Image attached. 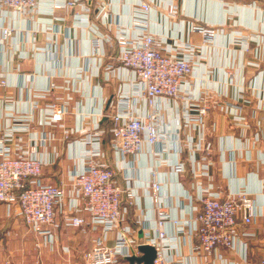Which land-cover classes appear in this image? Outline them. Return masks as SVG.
Listing matches in <instances>:
<instances>
[{"label":"built area","instance_id":"obj_1","mask_svg":"<svg viewBox=\"0 0 264 264\" xmlns=\"http://www.w3.org/2000/svg\"><path fill=\"white\" fill-rule=\"evenodd\" d=\"M84 1L90 4L82 3V0H0V52L5 53L11 45V56H14L10 67L17 71L13 73L10 67L6 70L4 65L0 66V91H4L0 95V202L9 211L16 206L14 215L22 219L27 230L36 236L34 247L39 250L42 246L54 247L57 209L64 206L68 199L70 213L65 215L64 225L95 233L92 247L81 255L83 264H131L130 257L142 255L140 245L154 247L153 264H186V260L176 253L185 236L196 239L190 246L194 264H210L219 248L234 249L237 243L240 244L241 256L247 259L249 242L255 235L246 227L263 212L246 190L237 189L223 194L212 183L208 169L213 143L207 136L204 122L209 111L216 108L230 116L237 125L245 127L247 119L242 113L243 107L237 103L209 101L207 96H194L183 88L186 78L194 71L195 48L177 42L164 52L160 41L150 31L146 14L150 4L147 1L139 3L138 12L132 17L131 26L135 34H130L124 27L115 28L117 52L109 58L118 65L105 61L98 66L103 69L106 79L115 69H128L132 73V86L119 90L115 101L111 99L108 104L110 110L91 113V123H84L83 115L79 120L76 118L72 127L66 126L65 119L72 100L68 93L61 100L43 104L40 101L51 95L55 88L69 89L70 80L66 79L63 85H58L50 80L55 77L52 74L42 86L36 84L34 75L19 74V64L13 62L26 58L27 52L17 42L19 30L10 19L16 16L23 20L32 19L39 12L40 3H50V10L44 12L45 15H52L59 8L74 9L71 13L73 21L77 25L88 24L90 5L96 1L95 17L103 21L108 8L107 0ZM49 28L53 33L59 32L54 25L46 24L45 29ZM191 31H199L207 37L215 33L212 28L194 23L191 24ZM34 32L33 28L28 31L30 43L34 41ZM106 38H94L91 45L98 47L102 39L108 41ZM227 75L231 77L233 73L228 71ZM81 77L79 72L73 80L79 81ZM11 87L27 93L26 98L15 100L8 93ZM244 90L241 89V92ZM161 99L180 105L176 107V121L171 132L160 125L163 122ZM138 100L144 105L143 112L134 114L133 105ZM18 103L25 108H16ZM103 117L111 122L109 148L116 159L137 156L145 145L154 146L160 142L175 151L178 157L172 165L173 172L179 175L188 171L191 176L190 188L185 190V196L191 203L193 218L178 219L164 209L161 181L152 169L144 187L151 199L154 215L152 220L145 218L140 223L143 238H136V230L129 224L127 214L129 205L136 202L138 195L128 179L125 186L119 184L115 170L105 159L104 129L101 128ZM57 131L61 134L57 135ZM79 134L81 138L69 140ZM252 138L259 141V128ZM236 140L243 146L246 141L243 135ZM55 141H67L66 144L74 150L73 157L79 143L83 147L77 153L82 161L81 169L71 172L66 185L43 183L41 180L43 166L53 163L59 155L57 149L48 154L42 151ZM202 178H206L208 183L203 184ZM194 201L198 204L192 205ZM168 222L174 227L173 233L166 230ZM217 257L222 258L220 254ZM132 264L143 262L134 261ZM261 264H264V259Z\"/></svg>","mask_w":264,"mask_h":264},{"label":"crops","instance_id":"obj_2","mask_svg":"<svg viewBox=\"0 0 264 264\" xmlns=\"http://www.w3.org/2000/svg\"><path fill=\"white\" fill-rule=\"evenodd\" d=\"M141 1L107 0L108 8L103 21L95 17L96 1H93L88 24L83 25H77L73 21L71 13L74 9L59 8L52 15H45L44 12L50 10V3H40L39 12L32 19L23 20L17 16L10 19L19 30L17 42L27 52L26 58L15 59L13 62L19 64V74L34 75L36 84L42 86L52 74L55 77L50 80L58 85H63L66 79L70 80L69 89L55 88L51 95L40 100L43 104L55 99L61 100L66 93L71 95L66 126L72 127L76 118L79 120L83 115V122L91 123L92 114L110 110L108 100L111 98L114 102L120 89L132 86V73L128 69H115L106 79L103 69L98 66L105 61L118 65L109 58L117 52L115 28L124 27L130 34H135L131 22ZM144 1L150 4V10L146 13L150 31L160 41L164 52L173 48L177 42L187 43V47L195 48L194 71L186 78L183 88L191 95L207 96L209 101L237 103L243 107L242 113L247 119L245 127L237 125L230 116L216 108L211 109L205 118V130L213 143L208 171L212 183L223 194L244 189L261 207L263 214L246 227L247 231L255 235L249 242L247 259L241 256L240 244L237 243V248L234 249L219 248L210 264H261L264 259V0ZM82 3L90 4L84 0ZM192 23L212 28L215 33L207 37L199 31H191ZM46 24L54 25L59 32L53 33L51 28L46 30ZM30 28L35 30L32 43L28 41ZM101 37H107L108 41L102 39L98 47H93L91 41ZM11 51L12 47L9 45L5 53L0 52V66L4 65L6 70L11 65V58L13 60ZM10 70L17 73L11 67ZM228 71L233 73L231 77L227 75ZM79 72L82 74L81 80L74 81L73 76ZM243 88L245 90L241 92ZM3 93L4 91H0V95ZM8 93L15 100L25 99L27 96V93L15 87H11ZM160 104L163 116L160 125L171 132L176 121V107L180 105L176 106L168 99H161ZM18 106L16 108L20 110L25 108L21 103ZM143 108L142 101L138 100L133 105L134 114H141ZM106 119L101 118V122ZM257 128L261 131V138L254 141L252 137ZM60 134L57 131V135ZM241 135L246 139L245 147L236 140ZM81 137V134L74 135L69 140ZM66 142H52L42 151L48 154L57 149L59 153L53 163L43 166V183L66 185L71 172L81 169L82 161L77 153L83 149L82 145L79 143L78 151L73 157L74 150ZM241 146L244 147L242 150ZM103 148L105 159L115 170L119 184L125 186L128 179L136 189L138 197L135 203L129 205L127 219L135 228L137 239L143 238L140 223L145 218L152 220L154 215L151 199L144 187L152 169H155L161 181L164 209L178 219L187 220L195 216L191 211V203L185 196V190L190 188V173L187 171L178 175L173 172L172 165L178 155L167 148L165 143L145 145L139 155H127L123 159L114 158L109 148V139L105 136ZM202 182L208 183L206 178H202ZM67 200L64 206L57 209L55 216L58 226L55 229L54 247L50 249L42 246L39 250L34 247L36 236L27 230L22 219L14 215L16 206L9 211L0 202V264H83L82 259L79 260L76 256L79 253L76 254L75 251L80 248L81 253L90 250L95 233L83 229L77 239L79 242L73 243L74 238L69 234L80 228L64 225L63 219L70 213ZM197 204L196 201L192 202V205ZM84 215L86 216L85 213ZM166 230L174 232L172 223L166 224ZM195 240L185 236L176 250L179 258L186 260V264H194L190 246ZM60 243L67 245L63 246L64 251L60 249ZM72 243L73 249L70 245ZM217 254L222 258H218Z\"/></svg>","mask_w":264,"mask_h":264},{"label":"water","instance_id":"obj_3","mask_svg":"<svg viewBox=\"0 0 264 264\" xmlns=\"http://www.w3.org/2000/svg\"><path fill=\"white\" fill-rule=\"evenodd\" d=\"M110 101L111 98L108 100V104ZM139 250L142 252V255L140 257H130L129 258L130 263L132 264L134 261H136L138 263L143 262V264H153V260L155 258L154 247L149 245H140Z\"/></svg>","mask_w":264,"mask_h":264},{"label":"rangeland","instance_id":"obj_4","mask_svg":"<svg viewBox=\"0 0 264 264\" xmlns=\"http://www.w3.org/2000/svg\"><path fill=\"white\" fill-rule=\"evenodd\" d=\"M81 230H83V229H80V230H78V231H73L72 232V234H69L70 235V237H73L74 238V242L73 243H75V242H79L77 239L80 237V233L82 232L83 233V231H81ZM77 236V237H76ZM73 243L72 244H70L71 245V248L73 249L74 247H73ZM60 245H61V247H60ZM60 245H59V247H60V249L63 251V246H67L66 244H61L60 243ZM56 246H57V244H56ZM77 249V248H76ZM81 249V248H80ZM80 249H77L76 251H75V253L77 254V253H79V255H76L77 257H79V260H81L82 258H81V255H82V253L81 252H79L80 251ZM68 254V253H67ZM66 254V259H67V257H68V255ZM81 262H82V260H81Z\"/></svg>","mask_w":264,"mask_h":264},{"label":"trees","instance_id":"obj_5","mask_svg":"<svg viewBox=\"0 0 264 264\" xmlns=\"http://www.w3.org/2000/svg\"><path fill=\"white\" fill-rule=\"evenodd\" d=\"M101 128L104 129V136L108 139L111 137L110 128H111V122L109 119H106L101 122Z\"/></svg>","mask_w":264,"mask_h":264}]
</instances>
